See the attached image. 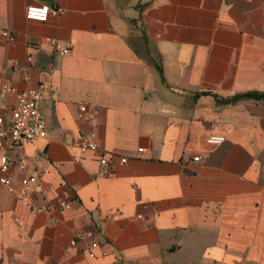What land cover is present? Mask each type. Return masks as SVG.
<instances>
[{
  "label": "crops",
  "instance_id": "0c3cea01",
  "mask_svg": "<svg viewBox=\"0 0 264 264\" xmlns=\"http://www.w3.org/2000/svg\"><path fill=\"white\" fill-rule=\"evenodd\" d=\"M43 3L49 19L28 20ZM4 30L0 84L51 91L46 138L9 155L55 209L0 187V264H264V99H234L264 95V0H0ZM91 132L113 177L79 149Z\"/></svg>",
  "mask_w": 264,
  "mask_h": 264
},
{
  "label": "built area",
  "instance_id": "2783aa9c",
  "mask_svg": "<svg viewBox=\"0 0 264 264\" xmlns=\"http://www.w3.org/2000/svg\"><path fill=\"white\" fill-rule=\"evenodd\" d=\"M60 10H57L59 12ZM52 12L49 4L29 6L26 10V18L39 22H46ZM15 42V35L10 30H4L0 34V44L7 45ZM57 52L61 55L69 54L68 47H64L58 42L54 43ZM26 80L28 77L25 78ZM48 85L41 83L35 88H29L24 91H17L8 83L0 84V187L14 194L24 205L31 208L33 213L51 212L54 206L48 205L44 207L34 206V202L43 190L41 186L42 172L37 169L28 171V159L25 155H18L11 158L9 151L15 148H23L24 146L44 139L47 136V128L41 105L46 96L50 93ZM56 91H54L55 93ZM13 95L15 100L9 107L8 116L4 112L5 97ZM87 106L80 107V116L85 122L91 120V116L87 112ZM225 137L212 134L208 138L211 144H222ZM79 149L81 152H92L97 157L102 168V175L105 177H113L114 173L109 170V163L115 158L114 153H110L102 149L97 141L95 133L84 134L79 141ZM142 151V148L138 150ZM121 163L128 161L127 157L120 158ZM198 160V158H195ZM18 172H22L20 179L17 177ZM19 179V186H15L16 180ZM63 209L70 208V202L63 200L60 203ZM157 216V214H155ZM142 217V216H139ZM78 243L83 245V251L91 259L98 255L100 242L96 239H88L82 234H78L71 241L72 246Z\"/></svg>",
  "mask_w": 264,
  "mask_h": 264
},
{
  "label": "trees",
  "instance_id": "16d2710c",
  "mask_svg": "<svg viewBox=\"0 0 264 264\" xmlns=\"http://www.w3.org/2000/svg\"><path fill=\"white\" fill-rule=\"evenodd\" d=\"M238 98H250V99L261 100V99H264V95L258 94V93H249V94H243V95H238L234 97L235 100Z\"/></svg>",
  "mask_w": 264,
  "mask_h": 264
},
{
  "label": "rangeland",
  "instance_id": "374dc122",
  "mask_svg": "<svg viewBox=\"0 0 264 264\" xmlns=\"http://www.w3.org/2000/svg\"><path fill=\"white\" fill-rule=\"evenodd\" d=\"M45 120V119H44Z\"/></svg>",
  "mask_w": 264,
  "mask_h": 264
}]
</instances>
